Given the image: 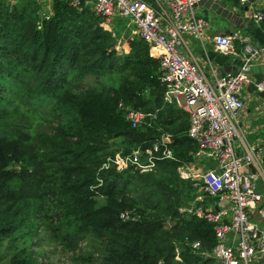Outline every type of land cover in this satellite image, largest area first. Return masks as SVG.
Segmentation results:
<instances>
[{"label": "trees", "instance_id": "obj_1", "mask_svg": "<svg viewBox=\"0 0 264 264\" xmlns=\"http://www.w3.org/2000/svg\"><path fill=\"white\" fill-rule=\"evenodd\" d=\"M30 6L11 9L0 0V245L24 225L32 228L37 201H51L75 238L108 237L107 264H175L174 244L190 239L200 246L185 248L187 264H219L202 257L215 246L212 226L177 211L193 195L189 187L182 199L174 170L192 162L196 144L187 135V114L163 103L165 87L150 48L136 37L126 46L128 54L117 58L115 43L94 13L53 0L50 17L43 20L37 6ZM235 46L239 52L243 48L238 41ZM113 75L119 77L117 87L100 84L101 77ZM93 76L94 84L87 83ZM16 99L47 114L49 108L59 110L64 117L56 129L32 134L20 109L6 106ZM124 109L153 113L156 119L132 128ZM163 132L172 134L169 148L177 161L159 163L157 175L99 171L107 157L149 146ZM134 181L144 184L143 195L129 189ZM123 212L137 220H120ZM7 264L33 263L18 251Z\"/></svg>", "mask_w": 264, "mask_h": 264}, {"label": "built area", "instance_id": "obj_2", "mask_svg": "<svg viewBox=\"0 0 264 264\" xmlns=\"http://www.w3.org/2000/svg\"><path fill=\"white\" fill-rule=\"evenodd\" d=\"M59 1L81 8L82 0ZM201 1L93 0L92 3L93 13L104 24L116 19L129 20L134 36L146 43L150 56L159 63L160 81L165 87L163 103L188 116L187 135L196 144L193 167L206 162L213 164L206 171L198 169L193 174L186 166L178 169L182 180L197 179L201 184L193 203L178 212L201 217L212 226L215 235L212 252L202 257H211L219 264H254L264 259V226L258 228L251 219L253 213L264 219L262 196L256 190L259 179L264 181V151L247 140L240 125L245 111L240 93L251 85L264 101V78L256 80L251 76L252 67L264 57V47L243 43L239 52L234 46L238 39L235 34L209 39V24L197 13ZM236 1L239 7H248L251 23L264 31V8L250 4L249 0ZM42 16L48 20L50 13ZM189 40L199 43L203 50L208 41L213 42L220 55L239 61L237 70L222 76L209 64L205 72L189 56ZM118 107L122 108V104L118 103ZM124 113L132 128L150 126L151 119H156L153 113L135 109H124ZM170 155L171 151L166 150L160 159H170ZM141 158L138 148L126 155L116 153L106 158L99 171L145 173L151 166L143 165ZM102 185L103 180L98 177L97 187ZM119 218L124 222L137 220L132 212H123ZM166 225L171 229V221ZM199 246L197 242L191 247L196 251Z\"/></svg>", "mask_w": 264, "mask_h": 264}, {"label": "rangeland", "instance_id": "obj_3", "mask_svg": "<svg viewBox=\"0 0 264 264\" xmlns=\"http://www.w3.org/2000/svg\"><path fill=\"white\" fill-rule=\"evenodd\" d=\"M4 2L7 7L11 9L20 4H31L30 7L36 5L39 16L43 17L42 15L51 12L53 0H4ZM92 2L93 0H84L81 7L87 11L89 15L93 14ZM197 13L208 22L209 29L217 31L226 27L229 28V25L225 20L216 17L215 14L210 11L197 9ZM102 25L104 31L110 34L111 40L115 43L113 48L115 56L117 58L125 57L129 52L128 47H126L128 43L136 41V36L133 34V28L130 26L129 20L116 19L110 24H104L103 22ZM234 31L236 32L238 30L234 29ZM188 44L191 48L190 42ZM118 79L119 77L117 75H113L109 78L101 77L100 84H104L106 87H117ZM95 80L94 76L90 77L87 80V83L94 84ZM150 96V92L145 93V97L147 99L150 98ZM12 105L17 106L29 119L28 127L32 134L41 130L46 131L56 129L57 121H61L64 117L59 110H54L53 108L51 110L49 108L47 114L46 112L41 111L40 106H37V104H22L18 99L11 101L9 105L6 106ZM1 110L2 109L0 107V111ZM151 120L152 122L154 121V119ZM159 129L162 131L161 128ZM171 139V133L163 132V134H161L155 141H152L149 146L147 144L136 146L135 149L138 148L142 155V164L145 165V163H149L151 166V168L145 173L134 171L137 172L136 175L155 176L161 171L159 163L164 161H177L174 156V152L169 148ZM166 150L171 151L170 159L161 160L160 157ZM155 159L158 161H155ZM182 166H186L191 174L198 169L202 172L208 169L207 166H204V163H201V166L199 164V166L193 167V163L191 162L176 167L174 173L178 176V180L180 182L179 184L182 189V199H185L187 192L190 194L188 189L189 187H192L191 194L193 195V198L185 202L183 205H180L177 208V211L179 209L187 208L191 203H193L197 195V190L201 186L197 179L182 180L179 177L178 169ZM143 186L144 184L140 181H134L129 189L137 190L135 195L138 197L143 195V191H141L140 188ZM131 195L132 197H136L133 194ZM99 202V204H102L101 200ZM37 206V218H35V214H33L32 228L24 225V227L12 233L10 238L3 240L0 245V264H7L11 256L18 251H25L26 255L33 264H107L106 247L108 246V237L106 235L99 236L86 234L75 238L77 236L74 235L72 229L69 228L68 223L61 219V214L57 209H55L54 205L51 204V201H37ZM193 240L194 239H190L189 241H186L184 245L174 244L173 263L187 264L185 259L182 258V253L185 251L187 246L190 247L194 243H197V241Z\"/></svg>", "mask_w": 264, "mask_h": 264}, {"label": "crops", "instance_id": "obj_4", "mask_svg": "<svg viewBox=\"0 0 264 264\" xmlns=\"http://www.w3.org/2000/svg\"><path fill=\"white\" fill-rule=\"evenodd\" d=\"M223 4L227 10L232 11L234 14L240 16V20L231 22L226 19L215 15L223 20H225L229 28L220 29L214 31L209 29L207 31L208 38L212 39L215 36H223L235 34L238 39L236 41L239 44L248 43L249 45H256L264 47V31L256 27L255 25L249 23L251 22L250 15L248 10L244 11V8L239 7L237 4H233L228 0H218ZM253 5L257 7L264 8V0H253ZM199 9L204 8L200 7ZM234 29L238 31H234ZM234 42V46L236 45ZM191 48L189 47L190 55L193 59L197 60L203 69L206 71L209 70V64L214 67L219 75H227L229 73H234L237 70L239 62L237 59L232 57H224L220 55L213 44V42L208 41L205 45L204 50L201 45L197 42L189 40ZM190 46V45H189ZM236 48V46H235ZM237 50V48H236ZM238 51V50H237ZM190 57V58H191ZM251 76L256 79L264 78V57L262 61L256 63L251 69ZM241 100L245 103V111L240 118V125L244 132L246 133V138L250 143L255 144L264 151V101L263 96L260 94L254 93V89L251 85L245 87L240 93ZM212 163H204V166L208 168L211 167ZM263 168H264V156H263ZM256 190L262 196V203L264 204V181L259 179ZM260 205V206H261ZM252 221L257 225L258 228L264 226V219L261 218L257 213L251 215ZM254 264H264V259H260Z\"/></svg>", "mask_w": 264, "mask_h": 264}, {"label": "water", "instance_id": "obj_5", "mask_svg": "<svg viewBox=\"0 0 264 264\" xmlns=\"http://www.w3.org/2000/svg\"><path fill=\"white\" fill-rule=\"evenodd\" d=\"M249 3L253 4V0H249ZM198 7H202L206 11H210L213 14L226 19L227 21L234 22L240 18L239 15L234 14L232 11L227 10L226 7L223 4H221L220 1L218 0L216 1L202 0L200 4L198 5ZM247 10H248V7H244V11H247ZM251 24L252 23L250 22L249 25L251 26ZM237 65H239V62L237 63Z\"/></svg>", "mask_w": 264, "mask_h": 264}]
</instances>
